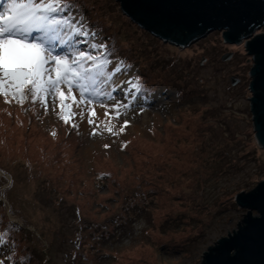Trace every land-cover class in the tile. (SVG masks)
Returning a JSON list of instances; mask_svg holds the SVG:
<instances>
[{
  "label": "rangeland",
  "instance_id": "374dc122",
  "mask_svg": "<svg viewBox=\"0 0 264 264\" xmlns=\"http://www.w3.org/2000/svg\"><path fill=\"white\" fill-rule=\"evenodd\" d=\"M70 5L61 14L96 33L111 67L126 65L114 78L116 98L123 100L130 87L123 81L150 85L140 88L132 107L119 109V119L95 103L83 120L71 118L79 93L67 95L65 86L63 110L55 112L30 97L21 104L0 95V210L32 234L40 264H200L207 246L235 229L247 210L234 195L264 179V148L250 119L252 56L245 39L225 42L212 29L178 46L130 20L116 0ZM99 224L109 238L97 234ZM92 228L95 236L87 234ZM75 251L82 257L71 262Z\"/></svg>",
  "mask_w": 264,
  "mask_h": 264
},
{
  "label": "snow or ice",
  "instance_id": "6c2138e0",
  "mask_svg": "<svg viewBox=\"0 0 264 264\" xmlns=\"http://www.w3.org/2000/svg\"><path fill=\"white\" fill-rule=\"evenodd\" d=\"M70 6V0H4L0 9V95L6 103L15 100L23 104L30 97L33 104L39 100L46 113L50 105L55 112L57 108L63 110L65 86L67 95L74 90L79 93V101H74L79 112L70 108L71 118L79 116L83 120L88 106L95 103L105 109L106 117L119 119L123 115L119 109L133 106L140 86L123 81L130 87L124 89L123 100L116 98L119 85L114 78L126 70V65L117 61L111 67V54L105 43L95 41L96 33L89 32L82 22L60 15ZM89 36L93 37L91 44ZM80 44L88 47L80 48ZM135 79L138 81L139 77ZM100 84L106 85L107 90L99 88ZM57 100L61 103L57 104ZM95 115L94 109L88 114L90 126L96 123L92 119ZM64 122L69 119L64 118ZM128 123L124 120L119 131L123 132ZM72 126L79 127L76 123ZM98 127L99 124L92 129V134H97ZM107 130L112 132V128Z\"/></svg>",
  "mask_w": 264,
  "mask_h": 264
},
{
  "label": "water",
  "instance_id": "95a60500",
  "mask_svg": "<svg viewBox=\"0 0 264 264\" xmlns=\"http://www.w3.org/2000/svg\"><path fill=\"white\" fill-rule=\"evenodd\" d=\"M116 1L130 20L162 41L178 46L212 29H220L225 42L245 39L244 48L252 56L248 70L250 119L254 139L264 148V0ZM259 26L262 31L252 35ZM229 55L223 54L221 59ZM234 201L247 210L235 229L207 246L200 264H264V179L247 191L237 192Z\"/></svg>",
  "mask_w": 264,
  "mask_h": 264
},
{
  "label": "trees",
  "instance_id": "16d2710c",
  "mask_svg": "<svg viewBox=\"0 0 264 264\" xmlns=\"http://www.w3.org/2000/svg\"><path fill=\"white\" fill-rule=\"evenodd\" d=\"M60 15H62L60 13ZM146 85H150L144 80H142L139 84L140 88L143 89ZM148 87V86H147ZM123 142H121L122 144ZM102 173H100L101 175ZM3 178L0 177V186L3 183ZM11 187V184L8 185L7 188L4 189V191L9 189ZM0 194H2V191H0ZM9 213H12L9 209ZM13 214V213H12ZM120 216L122 215L120 212ZM113 217V215L111 216ZM109 217L107 221H111L113 218ZM116 218H118V215H115ZM124 221V218H120L116 220V226H120L121 222L118 220ZM118 221V222H117ZM80 222V220L78 221ZM83 229H86L88 227V223L81 222L80 223ZM87 225V226H86ZM95 228L91 229V236H95L93 231ZM111 230V236L114 234ZM97 234L106 239L109 238L110 232L103 229V225H98V230H96ZM78 244V242H77ZM38 246L35 240L32 237V234L24 229L23 226H19L17 222L8 220L5 216L3 211L0 210V261H3V264H28L29 261L33 262L34 264H40L41 259L37 257V251L34 249L35 246ZM76 246V243L74 244ZM77 248V247H76ZM42 255L48 256L47 250L42 251ZM82 257L81 253L79 251H75L70 256V261L80 259ZM4 258L8 259L9 262H5Z\"/></svg>",
  "mask_w": 264,
  "mask_h": 264
}]
</instances>
